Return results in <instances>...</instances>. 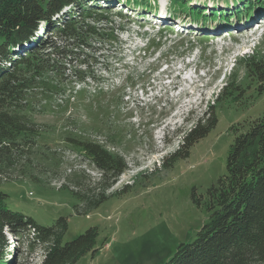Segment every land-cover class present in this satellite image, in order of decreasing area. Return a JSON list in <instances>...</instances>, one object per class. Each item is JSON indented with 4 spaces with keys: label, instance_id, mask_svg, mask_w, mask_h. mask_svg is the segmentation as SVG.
Returning a JSON list of instances; mask_svg holds the SVG:
<instances>
[{
    "label": "rangeland",
    "instance_id": "1",
    "mask_svg": "<svg viewBox=\"0 0 264 264\" xmlns=\"http://www.w3.org/2000/svg\"><path fill=\"white\" fill-rule=\"evenodd\" d=\"M110 1L115 9L105 16L116 42L101 49L84 83L66 72L57 94L32 101L39 111L33 115L39 139L28 159L7 171L0 190L8 196V210L43 227L65 219L62 244L96 228V251L74 264H165L207 222L206 192L225 175L236 129L263 111L264 96L242 61L255 57L264 65V0H244L239 18L229 15L240 0H186L182 8L158 0L160 13L152 0L146 7L128 2L135 19L118 17L122 0ZM231 3L236 7L223 10ZM187 7L201 10L198 18ZM149 17L182 30L149 25ZM225 87L231 94L218 102ZM237 89L238 100L232 95ZM210 107L216 127L188 157L168 162ZM71 141L98 143L121 158L124 172L101 189L100 173ZM71 190L87 201L100 193L106 198L88 207ZM37 234L5 232L6 264H39L46 246Z\"/></svg>",
    "mask_w": 264,
    "mask_h": 264
},
{
    "label": "trees",
    "instance_id": "2",
    "mask_svg": "<svg viewBox=\"0 0 264 264\" xmlns=\"http://www.w3.org/2000/svg\"><path fill=\"white\" fill-rule=\"evenodd\" d=\"M170 1L181 8L188 4L186 0ZM128 2L146 7L149 0H125V6ZM239 3L230 17L242 16L248 3ZM66 8L74 12L63 15ZM187 9L196 18V13H201ZM109 13L107 8L87 5L85 0H0V184L7 171L28 159L26 155L39 139L40 127L33 121L39 111L32 101L38 95L57 94L66 81V72L84 83L85 75L98 63L101 49L116 42L112 22L106 17ZM117 16L126 18L121 13ZM242 64L248 79L256 82L257 94L264 96V65L255 57L244 59ZM228 94L231 91L225 87L218 102ZM232 95L238 100L241 92L237 89ZM196 121L168 162L188 157L190 149L216 127L214 108ZM71 142L100 173L101 189H108L124 172L121 158L98 143ZM225 167V175L206 192L207 222L194 240L180 244L165 264H264V108L260 117L236 129ZM71 193L88 207L106 198L100 193L97 199L87 201V196ZM7 198L0 190V264H6L5 232L15 237L26 230L38 233L37 240L46 246L39 264H74L96 251V228L62 244L65 219L57 220L52 228L43 227L28 216L8 210Z\"/></svg>",
    "mask_w": 264,
    "mask_h": 264
},
{
    "label": "bare ground",
    "instance_id": "3",
    "mask_svg": "<svg viewBox=\"0 0 264 264\" xmlns=\"http://www.w3.org/2000/svg\"><path fill=\"white\" fill-rule=\"evenodd\" d=\"M222 5H223V4H222ZM224 5H225V7H226V6H228L229 4H228V5L224 4ZM222 7H223V6H222Z\"/></svg>",
    "mask_w": 264,
    "mask_h": 264
}]
</instances>
